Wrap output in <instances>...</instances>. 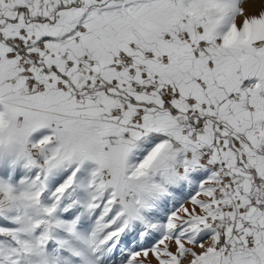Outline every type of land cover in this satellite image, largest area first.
I'll list each match as a JSON object with an SVG mask.
<instances>
[{
  "label": "snow or ice",
  "instance_id": "6c2138e0",
  "mask_svg": "<svg viewBox=\"0 0 264 264\" xmlns=\"http://www.w3.org/2000/svg\"><path fill=\"white\" fill-rule=\"evenodd\" d=\"M0 0V264H264V11Z\"/></svg>",
  "mask_w": 264,
  "mask_h": 264
},
{
  "label": "bare ground",
  "instance_id": "6f19581e",
  "mask_svg": "<svg viewBox=\"0 0 264 264\" xmlns=\"http://www.w3.org/2000/svg\"><path fill=\"white\" fill-rule=\"evenodd\" d=\"M248 9H250L249 10V15H253V14L258 15L260 12L264 11V4H263V6L258 7L257 6V2L251 1L249 3V8Z\"/></svg>",
  "mask_w": 264,
  "mask_h": 264
},
{
  "label": "rangeland",
  "instance_id": "374dc122",
  "mask_svg": "<svg viewBox=\"0 0 264 264\" xmlns=\"http://www.w3.org/2000/svg\"><path fill=\"white\" fill-rule=\"evenodd\" d=\"M251 1L257 2V6L258 7H261L264 4V0H243V3L241 5V7L244 9L245 14L249 15V10L250 9H248V8H249V3Z\"/></svg>",
  "mask_w": 264,
  "mask_h": 264
}]
</instances>
